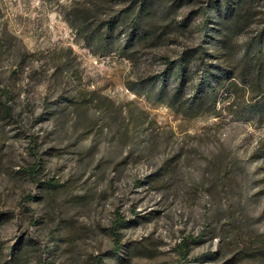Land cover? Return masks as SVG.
I'll return each instance as SVG.
<instances>
[{
    "label": "rangeland",
    "instance_id": "rangeland-1",
    "mask_svg": "<svg viewBox=\"0 0 264 264\" xmlns=\"http://www.w3.org/2000/svg\"><path fill=\"white\" fill-rule=\"evenodd\" d=\"M134 1L0 0V264H264V122L250 90L229 81L214 111L188 117L129 88L201 45L242 73L264 0H156L146 26L159 42L106 53L100 33L117 21L125 44Z\"/></svg>",
    "mask_w": 264,
    "mask_h": 264
},
{
    "label": "trees",
    "instance_id": "trees-1",
    "mask_svg": "<svg viewBox=\"0 0 264 264\" xmlns=\"http://www.w3.org/2000/svg\"><path fill=\"white\" fill-rule=\"evenodd\" d=\"M155 3L156 0H135L125 11L126 15L127 13L134 15L132 33L125 44L121 43L119 37L114 36L119 28L117 21L108 24L104 28L105 33L99 35L100 46L105 48V52L118 53L131 59L130 51L135 43L148 40L159 42L160 37L156 32L146 26L157 17ZM225 21L228 22L227 19ZM201 47L202 45L186 51L179 60L167 61L166 69L158 76L134 83L129 88L158 103L166 104L177 113L196 117L214 111L219 102L220 89L229 81L230 89L237 88L238 84L235 81L239 79L251 92V103L248 107L251 119L264 122V36L260 35L244 43L240 62L244 63L245 68L240 74L236 73L235 67L224 69L217 61L220 57L209 54L204 47L200 49ZM210 58L215 61L209 62ZM34 142L37 145V141ZM32 155L35 162L28 173L36 180L44 170V162L38 154L37 146L32 148ZM126 224L123 215L117 213L110 228L116 253L123 248L121 230ZM191 242V239L185 238L178 245L181 259H186L190 254ZM99 264L104 263L99 260Z\"/></svg>",
    "mask_w": 264,
    "mask_h": 264
}]
</instances>
